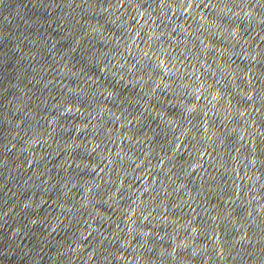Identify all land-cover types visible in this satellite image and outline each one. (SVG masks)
Returning a JSON list of instances; mask_svg holds the SVG:
<instances>
[{
    "label": "water",
    "instance_id": "water-1",
    "mask_svg": "<svg viewBox=\"0 0 264 264\" xmlns=\"http://www.w3.org/2000/svg\"><path fill=\"white\" fill-rule=\"evenodd\" d=\"M0 264H264V0H0Z\"/></svg>",
    "mask_w": 264,
    "mask_h": 264
}]
</instances>
